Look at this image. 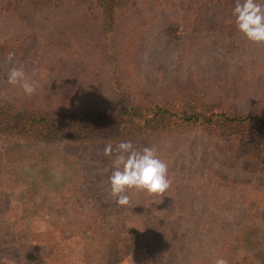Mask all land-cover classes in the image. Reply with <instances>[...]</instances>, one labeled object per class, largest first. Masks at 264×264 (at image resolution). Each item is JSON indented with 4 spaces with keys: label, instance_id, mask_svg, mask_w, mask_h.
<instances>
[{
    "label": "rangeland",
    "instance_id": "1",
    "mask_svg": "<svg viewBox=\"0 0 264 264\" xmlns=\"http://www.w3.org/2000/svg\"><path fill=\"white\" fill-rule=\"evenodd\" d=\"M55 2L0 0V102L147 118L154 140L132 144L156 148L171 186L120 207L108 144L1 140L0 264H264V143L233 146L241 131L228 124L264 117V45L238 31L236 0H135L107 34L111 47L97 24L67 17L74 2ZM12 67L35 94L7 83ZM205 108L208 128L166 122Z\"/></svg>",
    "mask_w": 264,
    "mask_h": 264
},
{
    "label": "trees",
    "instance_id": "2",
    "mask_svg": "<svg viewBox=\"0 0 264 264\" xmlns=\"http://www.w3.org/2000/svg\"><path fill=\"white\" fill-rule=\"evenodd\" d=\"M71 1L74 2L73 5L76 4L77 12L70 16L67 13V17L75 19L81 25L93 26L97 24L100 32L104 35V40L107 41V45L110 47L113 45V38L110 36L107 38V34H111L118 20L121 17L130 15L131 10H134L137 4L135 0H126L125 3L121 0L117 4L113 3L114 0H111L110 4H108L109 0H56L55 3L58 8H61L64 6L63 3L70 4ZM44 5L46 3L37 1L34 6L38 8ZM57 5H54V8H57ZM54 8L52 7V9ZM69 9L70 7L67 6V10ZM148 11L153 12L154 7L151 5ZM142 18L145 17H140L139 21ZM140 23L139 25L142 26V23ZM6 44L7 42H3L1 46L3 47ZM118 98L117 95L116 101ZM96 104L99 106L98 109L103 105L101 102ZM109 109L98 110L97 114L85 111L83 113L56 110L45 112L35 109L31 105H27L26 109H16L11 105L0 102V141L4 139H21V141H39L47 145L66 143L69 146L83 145L84 141H89L104 144L111 143L116 146L125 141L133 143L154 140L153 136L156 132L150 127L149 119L145 118L142 125V122L139 124L136 121L135 123L128 117H118L115 114L116 110L108 111ZM171 115L169 119L166 117V122H171L170 120L173 118V122L177 125H180L181 122H190L192 125L199 122L203 128L205 126L208 128L207 123H211L206 108L190 116L183 115L182 112H174ZM244 122L253 123V126H257V130L250 128V133L247 132L246 135H243V129L248 128L246 126L244 128ZM228 124L241 131L240 135H236L235 139H232L235 140L233 146L237 144L236 139L238 144H241L237 145L238 147L246 146L244 139H248L251 145H257V147L260 146L259 144L264 143V117L255 115L250 117L237 116L235 119L229 120ZM244 132H246V129ZM237 155H240V153L238 152Z\"/></svg>",
    "mask_w": 264,
    "mask_h": 264
},
{
    "label": "clouds",
    "instance_id": "3",
    "mask_svg": "<svg viewBox=\"0 0 264 264\" xmlns=\"http://www.w3.org/2000/svg\"><path fill=\"white\" fill-rule=\"evenodd\" d=\"M238 31L251 43L264 45V5L257 0H236L233 10ZM15 52L7 54V61L12 63ZM7 83L20 87L27 96L37 91L36 82L30 80L22 67H12L7 73ZM103 154L113 156L112 174L109 178L110 194L120 207L132 203L130 193H145L148 196L163 197L169 190L168 166L159 158L155 147H144L137 151L131 141L116 145L109 143ZM213 264H228L224 258L214 259Z\"/></svg>",
    "mask_w": 264,
    "mask_h": 264
}]
</instances>
